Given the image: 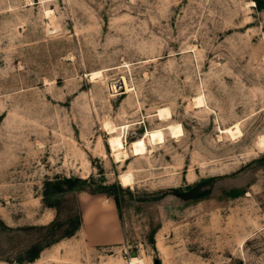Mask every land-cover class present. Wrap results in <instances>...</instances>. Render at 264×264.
Instances as JSON below:
<instances>
[{
	"label": "rangeland",
	"instance_id": "rangeland-1",
	"mask_svg": "<svg viewBox=\"0 0 264 264\" xmlns=\"http://www.w3.org/2000/svg\"><path fill=\"white\" fill-rule=\"evenodd\" d=\"M260 136L264 0H0V264H264Z\"/></svg>",
	"mask_w": 264,
	"mask_h": 264
},
{
	"label": "bare ground",
	"instance_id": "bare-ground-1",
	"mask_svg": "<svg viewBox=\"0 0 264 264\" xmlns=\"http://www.w3.org/2000/svg\"><path fill=\"white\" fill-rule=\"evenodd\" d=\"M90 76H91L92 80L93 79L96 80V79L102 78L103 74L101 71H94L90 74ZM107 87L112 93H117L119 91H124V93H128L132 90L129 88L130 86H128L125 78H121L118 80H110L107 82ZM195 102H196V105H195L196 107L203 105V101H202L201 97L197 98ZM156 116L158 117L157 119L163 121L165 119L167 120L171 115L169 114V111L167 110V108H165V109L158 110ZM128 127H129V125L119 127V132H117V127L112 126V124H110V126L105 125V127H104L108 131L107 134H110L109 139H108V144L110 146V149L112 151V155H113L116 162H120V161L122 162V160H125L128 157V151L125 148V144H124V140H123V138L125 137L123 135H125V133H126V131H124V130H125V128H128ZM121 129L123 131H121ZM164 131H168L171 138H175V139L180 138V136H182V132H183L180 125L173 126L170 124L165 126L164 128L162 127L160 129H156V130L154 129L153 131H150V130L146 131L145 134L141 138H139L135 141H132L130 143V149L129 150H130V153L132 154V156H136V157L138 156L139 157L147 151L146 141L149 143V145L152 146V148H154V146L156 147V145H158V144H161V146H162V144L165 141ZM220 132L222 134H226L227 136H229L232 139L236 138L241 133L238 123H235L232 126H229L223 130H220ZM259 145H261V146L264 145V136L260 138ZM120 182H121V185L124 187L131 185L133 183L132 173L127 172V173L120 175ZM130 262L132 264H144L143 260H140L139 258H134V257L130 258Z\"/></svg>",
	"mask_w": 264,
	"mask_h": 264
}]
</instances>
